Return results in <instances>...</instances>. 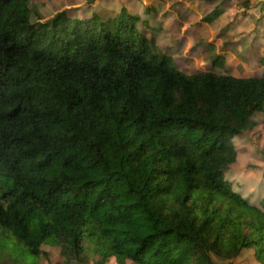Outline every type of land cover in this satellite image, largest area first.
<instances>
[{
	"label": "trees",
	"instance_id": "16d2710c",
	"mask_svg": "<svg viewBox=\"0 0 264 264\" xmlns=\"http://www.w3.org/2000/svg\"><path fill=\"white\" fill-rule=\"evenodd\" d=\"M141 22L0 0V264L42 245L64 264H264V210L225 179L264 114V55L261 76L188 74Z\"/></svg>",
	"mask_w": 264,
	"mask_h": 264
},
{
	"label": "rangeland",
	"instance_id": "374dc122",
	"mask_svg": "<svg viewBox=\"0 0 264 264\" xmlns=\"http://www.w3.org/2000/svg\"><path fill=\"white\" fill-rule=\"evenodd\" d=\"M32 3L44 21L66 12L76 18L101 12L117 16L125 9L142 18L139 31L154 43L156 52L170 57L181 72L262 75L260 60L255 57L256 50L259 56L264 55V0H32ZM144 22L150 24L148 28ZM216 63L220 66L216 67ZM252 120L253 129L233 139L238 162L225 179L249 204L264 210V114H256ZM41 248L47 258L39 264H64L58 248L45 245ZM108 264L118 263L112 258ZM229 264L259 263L254 250H250Z\"/></svg>",
	"mask_w": 264,
	"mask_h": 264
}]
</instances>
